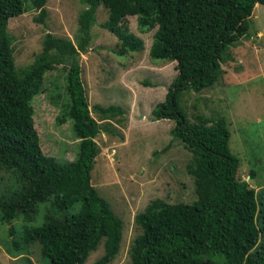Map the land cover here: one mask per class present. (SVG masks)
Returning a JSON list of instances; mask_svg holds the SVG:
<instances>
[{"label": "trees", "instance_id": "trees-1", "mask_svg": "<svg viewBox=\"0 0 264 264\" xmlns=\"http://www.w3.org/2000/svg\"><path fill=\"white\" fill-rule=\"evenodd\" d=\"M45 2L0 0V167L10 169L20 184L15 195H0V218L30 221L48 198L60 213L38 226L23 227L16 238L9 225L14 252L37 243L48 264H84L101 245L102 254L91 264H108L118 251L121 221L91 185L99 127L90 112L115 119L124 111L117 105L88 107L78 63L79 53L87 50L95 8L102 5L107 15L100 26L116 37L117 55L143 48L141 38L128 30L127 16H135L141 32L155 27L148 57L173 61L176 73L163 101L150 112L153 119L174 121L170 140L178 139L192 157L186 167L195 198L177 203L155 198L133 216L139 233L129 247L131 264H214V257L221 264H264V243L259 242L264 234V187L258 197L238 177V159L228 150L223 118L198 117L189 123L176 102L182 90L198 92L214 85L223 73L220 64L231 58L228 48L249 35L252 7L264 0H82L75 44L46 34L33 61L17 70L7 20L26 10L44 15ZM56 65L67 66L68 102L61 120L71 121L78 138L72 160L47 159L32 120V98L41 92L43 73Z\"/></svg>", "mask_w": 264, "mask_h": 264}, {"label": "rangeland", "instance_id": "rangeland-1", "mask_svg": "<svg viewBox=\"0 0 264 264\" xmlns=\"http://www.w3.org/2000/svg\"><path fill=\"white\" fill-rule=\"evenodd\" d=\"M43 7L44 15L39 10H26L7 20L6 33L17 70L33 61L46 34L75 44L77 17L85 7L82 0H46ZM106 15L102 5L95 8L87 50L78 55L79 75L89 108L117 105L125 112L130 109L125 116L117 115V122H99L94 138L99 152L90 174L91 185L121 221L118 251L108 264H131L129 247L139 233L133 216L155 198L168 203L195 198L193 177L186 167L192 157L178 139L170 140L169 130L174 121H155L150 112L154 103L163 100L176 73L173 61L148 57L155 27L141 32L135 16H127V28L141 38L143 48L117 55L116 37L100 26ZM249 24L252 32L228 48L231 58L220 64L223 73L214 85L198 92L182 90L176 102L189 123L198 117L224 119L229 131L228 150L239 163L238 177L244 178L260 197L258 192L264 187V3L254 4ZM66 71V65H56L44 72L41 92L31 101L40 149L53 161L72 160L78 145L71 121L61 120L68 102L64 88ZM145 81L147 85L143 84ZM130 91L134 95L131 104ZM91 115L99 118L93 111ZM128 118L132 122L127 130ZM250 171L252 177L248 178ZM19 188L12 171L0 167V195H15ZM74 210L75 207L69 212ZM59 215L48 198L38 205L30 221L22 216L9 223L0 218V264H48L37 243L14 252L7 227L13 226L16 238L23 227L38 226ZM259 242L264 243L262 233ZM101 254L102 246L98 245L84 264H91ZM214 264H221L216 257Z\"/></svg>", "mask_w": 264, "mask_h": 264}, {"label": "crops", "instance_id": "crops-1", "mask_svg": "<svg viewBox=\"0 0 264 264\" xmlns=\"http://www.w3.org/2000/svg\"><path fill=\"white\" fill-rule=\"evenodd\" d=\"M162 64V63H161ZM174 67V66H173ZM173 79V78H172ZM125 86H127L126 84H125ZM131 92V91H130ZM165 93L166 92H164V96H165ZM131 94V99H130V101L132 100V98H133V93L131 92L130 93ZM164 96H163V99H164ZM163 101V100H162ZM161 102V101H160ZM132 103V101L130 102V104ZM156 103H158V102H156ZM156 103H154V104H156ZM89 107V106H88ZM130 110V109H129ZM129 110H127L126 112L124 111V116H125V114H127V112H129ZM96 113V112H95ZM90 114H91V112H90ZM97 114V113H96ZM98 115V114H97ZM92 116V115H91ZM93 117V116H92ZM98 119L96 120L94 117V119L96 120V122L99 124V122H101V121H107V122H117V118L119 119V117H117V118H115V119H102V118H100V116L98 115ZM160 119H167V118H160ZM153 120H155V121H158V119H153ZM154 121V122H155ZM127 122V124H126V129L128 130L129 129V124L132 122V120H130L129 118H128V121H126ZM99 127V126H98ZM172 128V127H171ZM126 130V131H127ZM123 136H124V138L126 137V135L125 134H123ZM125 142V139H124V141H122L121 143H124ZM99 150V149H98ZM115 151V150H114ZM99 152V151H98ZM98 154V153H97ZM97 157V155L95 156V158ZM95 158H94V161H95Z\"/></svg>", "mask_w": 264, "mask_h": 264}, {"label": "water", "instance_id": "water-1", "mask_svg": "<svg viewBox=\"0 0 264 264\" xmlns=\"http://www.w3.org/2000/svg\"><path fill=\"white\" fill-rule=\"evenodd\" d=\"M246 32H247V33L252 32L251 27H250V24H248V26H247V28H246Z\"/></svg>", "mask_w": 264, "mask_h": 264}]
</instances>
